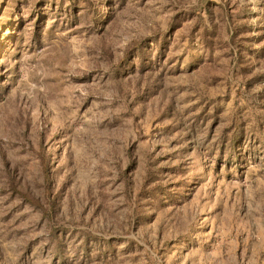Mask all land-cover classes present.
Instances as JSON below:
<instances>
[{"label":"rangeland","instance_id":"rangeland-1","mask_svg":"<svg viewBox=\"0 0 264 264\" xmlns=\"http://www.w3.org/2000/svg\"><path fill=\"white\" fill-rule=\"evenodd\" d=\"M0 264H264V0H0Z\"/></svg>","mask_w":264,"mask_h":264}]
</instances>
